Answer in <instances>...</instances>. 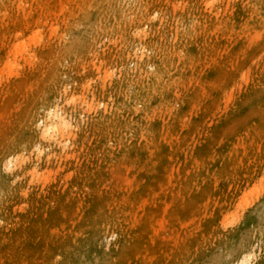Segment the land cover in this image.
I'll list each match as a JSON object with an SVG mask.
<instances>
[{"label": "rangeland", "instance_id": "obj_1", "mask_svg": "<svg viewBox=\"0 0 264 264\" xmlns=\"http://www.w3.org/2000/svg\"><path fill=\"white\" fill-rule=\"evenodd\" d=\"M5 163L0 264H264V0H0Z\"/></svg>", "mask_w": 264, "mask_h": 264}, {"label": "bare ground", "instance_id": "obj_2", "mask_svg": "<svg viewBox=\"0 0 264 264\" xmlns=\"http://www.w3.org/2000/svg\"><path fill=\"white\" fill-rule=\"evenodd\" d=\"M18 48V47H17ZM145 54L143 53V55L141 56L142 62L145 63ZM129 59L131 62H135L136 64L138 59H139V54L138 51H135L133 54H130ZM134 63V64H135ZM147 65V64H145ZM162 71L164 73H168L169 72V67L166 66L165 63H163L162 65ZM154 75V74H152ZM150 81L152 82V86L157 85V82H159L160 80H162L165 84V82L167 83V79H165L164 75H156L153 79H151V77H149ZM158 86V85H157ZM138 89V95L141 97H145L149 100L152 99L153 94H150V92H145L143 89H140L139 86H137ZM66 90V87L64 88V91ZM142 92V93H141ZM54 98V99H53ZM51 99H49L48 101H45V103L47 104V108L46 111L47 113L44 115L45 116V121L42 127H40L39 123H37V120L35 121H31L28 124V128L30 130L31 133L36 134L37 132H40L43 134V137L48 138L50 140H54L56 135H59L60 133H62L61 135L64 136L65 134L69 133L68 131L71 128L72 122L69 120L68 116L66 115V112L63 111V107H60L58 104L55 103V97H53ZM229 100H231V97L229 98ZM132 107L135 108V110L139 111L138 108V104L139 103H131ZM11 162V161H10ZM10 162H6L9 163L7 165H10ZM6 163L5 165H1L0 166V182H3L2 180H4V169L6 168ZM153 191H150V194L148 196H150L152 194ZM132 193V191H131ZM155 199H157V201H154V203L151 205L150 211L151 213H157L156 208L159 207L160 202L158 201V199L160 198V194L158 192L154 193ZM170 228V227H169ZM250 252L248 253V255L242 256V259L237 262H235L236 264H247L248 261H250ZM66 264H71V262L66 261Z\"/></svg>", "mask_w": 264, "mask_h": 264}]
</instances>
